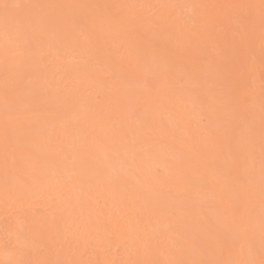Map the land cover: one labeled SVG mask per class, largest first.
<instances>
[{"label": "snow or ice", "instance_id": "1", "mask_svg": "<svg viewBox=\"0 0 264 264\" xmlns=\"http://www.w3.org/2000/svg\"><path fill=\"white\" fill-rule=\"evenodd\" d=\"M66 9L89 11H51ZM241 10L244 15L237 16ZM0 26L16 44L15 57L3 68L5 206L31 197L49 172L103 176L108 185L133 189L139 183L137 160L147 154L151 145L145 138L153 131L191 139L201 160L200 167L189 166L182 188H169L153 201L147 219L119 210L93 216L87 210L94 202L90 187L79 211L65 204L34 224L15 226L10 234L15 242L6 241L12 250L0 264H264V0L259 5L4 0ZM111 27L150 30L168 54L148 56L133 51L131 42L121 45L143 76L126 81L111 63L100 62L92 45L99 30ZM229 32L230 43L221 46L218 34ZM177 53L193 59H173ZM257 61L258 101L252 79ZM69 66L77 73L71 84ZM160 79L171 82L163 100L175 101L174 124L165 127V117L157 113L152 120L137 119V129H130L127 122L137 108L151 104L146 97L130 102L121 90L140 88L150 96L153 81ZM106 89L113 93L111 103ZM194 117L198 126L189 134ZM103 141L111 143L110 150L102 149ZM209 173L214 182L208 199L186 197L197 182L207 186ZM64 213L74 223L60 230ZM113 246L119 259L86 258Z\"/></svg>", "mask_w": 264, "mask_h": 264}, {"label": "bare ground", "instance_id": "2", "mask_svg": "<svg viewBox=\"0 0 264 264\" xmlns=\"http://www.w3.org/2000/svg\"><path fill=\"white\" fill-rule=\"evenodd\" d=\"M4 2V0H0ZM9 3H42V4H256L259 5L260 0H7ZM63 11L70 14H82L89 10L80 9H66V10H51ZM223 12L224 10H220ZM257 14L259 9L256 10ZM237 16L242 17L244 11L241 10L236 13ZM241 30H243V23H241ZM218 42L221 46H226L230 43L231 33H220L217 36ZM131 42L133 51H140L145 55H152L158 53L162 55L168 54V48L164 47L159 38L150 30H124L116 27H111L108 30H99L96 35L92 37V45L95 49L96 57L101 63H111L116 67L121 75V78L126 81H134L137 78H143L142 74H138L135 66L128 60V51L121 45H127ZM16 44L13 40L6 38L3 27L0 26V123L3 120V68L5 61H11L15 57ZM258 53V41H257ZM197 55H200L199 51ZM179 57L186 63H190L192 56H184L177 53L173 59ZM67 80L71 84L72 79L77 73L71 66L67 68ZM151 79V76L148 77ZM253 87L256 91L257 101L259 100L260 92V72L257 61V67L252 77ZM171 86L170 81L163 79L153 81V93L148 96L143 89L137 88L134 91L121 90L120 95L127 97L130 102H134L136 97H146L151 104L141 105L137 108L134 118L128 120L127 126L130 129H137V119L152 120L157 113L165 117V127L174 124L176 116V108L173 106L175 101H164L163 98L167 95ZM105 99L111 103L114 99L113 93L108 89L105 90ZM117 115L119 113L117 112ZM80 126L86 127V123L81 121ZM195 117L191 120L189 134L191 130L197 127ZM145 143L151 146L146 155H142L137 160V165L140 169L139 183L133 189L125 190L120 185H108L105 178L102 176L99 179L85 174H78L70 178V174L65 172L64 175L58 176L54 172L44 178L43 186L37 184L34 194L25 200L10 202L5 206L3 200V177L2 168H0V259L5 258V254L12 249L6 247V241L10 238L13 243L15 238L10 236L12 229L18 225H31L40 220L41 217L51 214L56 207H63L65 204L73 206L77 211L80 208V202L84 199V193L89 192L91 187V195L94 196L88 211H103L105 215L109 211L113 213L119 210L120 214L126 217L143 216L148 218L149 212L152 211L154 205L153 201L159 197L166 195L167 189L179 190L183 187V177L189 171V166L197 168L201 166V160L197 154V149L193 147L191 139H182L179 135L173 137L171 135L163 134L159 131L153 133L145 138ZM102 149L110 150L112 145L108 141L102 142ZM200 151H203L201 146ZM2 159V153H0ZM51 164L54 167H59V161L52 157ZM219 162L209 163V168L218 166ZM159 169V174H154L155 170ZM214 178L211 174H207V186L201 187L197 182L192 191L186 193V197L194 199L206 200L210 191L211 184ZM98 201V205L96 203ZM57 217L60 213L57 212ZM155 219V217H153ZM74 217L68 213H64L62 219H58L57 227L64 230L72 226ZM163 220H161V225ZM86 258L90 259H113L120 258L113 246V249L108 252L97 251L94 255H89Z\"/></svg>", "mask_w": 264, "mask_h": 264}]
</instances>
